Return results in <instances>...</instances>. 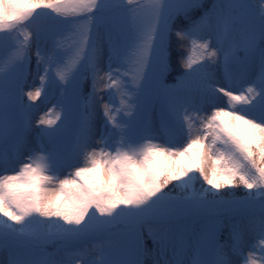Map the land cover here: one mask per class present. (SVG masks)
I'll return each mask as SVG.
<instances>
[{"label":"snow or ice","instance_id":"1","mask_svg":"<svg viewBox=\"0 0 264 264\" xmlns=\"http://www.w3.org/2000/svg\"><path fill=\"white\" fill-rule=\"evenodd\" d=\"M0 264H264V0H0Z\"/></svg>","mask_w":264,"mask_h":264}]
</instances>
